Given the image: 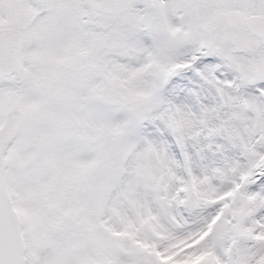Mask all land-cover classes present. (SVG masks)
<instances>
[{
  "label": "snow or ice",
  "instance_id": "snow-or-ice-1",
  "mask_svg": "<svg viewBox=\"0 0 264 264\" xmlns=\"http://www.w3.org/2000/svg\"><path fill=\"white\" fill-rule=\"evenodd\" d=\"M0 264H264V0H0Z\"/></svg>",
  "mask_w": 264,
  "mask_h": 264
}]
</instances>
